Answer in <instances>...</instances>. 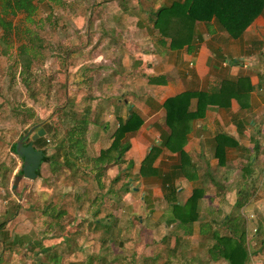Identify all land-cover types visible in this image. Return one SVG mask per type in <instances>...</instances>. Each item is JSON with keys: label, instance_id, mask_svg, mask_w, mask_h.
Segmentation results:
<instances>
[{"label": "rangeland", "instance_id": "1", "mask_svg": "<svg viewBox=\"0 0 264 264\" xmlns=\"http://www.w3.org/2000/svg\"><path fill=\"white\" fill-rule=\"evenodd\" d=\"M59 1L34 0L32 21L19 14L12 19L17 32L8 42L0 39V264H228L223 258L208 260L214 244L210 234L200 239L173 226L165 231L162 224L155 234L150 232L146 225L165 206L158 187L144 184L138 175V156L131 169L130 151L118 164L94 163L101 149L110 146L118 116L127 115L121 94L101 81L110 70L107 64L120 53L130 56L131 43L138 42L130 40V15L150 22L153 11L147 14L144 8H158L164 0ZM21 44L27 55L19 54ZM84 115L89 121L80 142L84 154L72 157L74 164L68 165L59 144L75 154L78 148L62 139L70 133L80 137L72 118ZM31 128L45 130L33 144L45 150L48 160L39 176L21 177L12 189L22 160L11 145ZM141 135L142 127L126 140L131 143ZM154 139L151 145L157 143ZM235 174L236 179L240 170ZM259 175L263 178L264 171ZM237 187L233 183L230 189ZM219 190L223 193L224 188ZM179 191L183 200L185 188ZM210 200H216L214 195ZM210 205L209 210L217 208ZM231 210L228 223L237 232L245 231V264H264V202L246 217L240 208ZM223 214L221 207L220 212H206L202 220L215 217L220 222ZM200 220L195 228L201 227ZM165 232L180 236L173 255V243L167 246L162 239Z\"/></svg>", "mask_w": 264, "mask_h": 264}, {"label": "crops", "instance_id": "2", "mask_svg": "<svg viewBox=\"0 0 264 264\" xmlns=\"http://www.w3.org/2000/svg\"><path fill=\"white\" fill-rule=\"evenodd\" d=\"M147 1L151 4L152 1L159 0ZM137 5L139 6V3ZM152 5H147L143 12L148 14L154 11L156 8L153 9ZM99 6L105 7L106 4ZM133 8L134 5L130 6V14H133ZM134 18L130 15V40L138 42L131 43L130 56L128 54L123 56L120 53L110 60L107 64L110 70L101 81L106 89H113L122 95L119 96L123 98L126 110L132 106L143 120L140 126L143 135L137 141H131L126 151V154L130 151L132 160L138 156L137 170L152 144L150 140L156 137L154 141L159 142L168 133L163 107L167 98L185 91L218 92L222 81L242 79L236 95L227 99V106L207 104L204 114L190 121V130L183 150L194 163L196 177L187 179L179 173L174 174L176 202L184 204L194 188L202 190V197L198 202V218L192 223L190 232L183 231L186 235L192 234L191 237L201 239L208 236L209 229H214L213 225L207 224H211L212 219L218 220L212 217L211 220L203 222L202 218L206 212L211 215L220 212L223 207L224 214L219 219L231 216V209H235L234 204L242 188H248V200L240 208L243 215L246 213L248 216L252 215V210L264 202V176L262 178L259 175L264 171V12L256 17L238 38L231 37L213 20L209 23L197 21L193 25L189 44L177 49L169 47L168 39L161 38L152 21L150 27L147 18L146 21L140 20L139 17ZM226 59H229L227 64ZM222 102L225 103L226 99ZM196 105L197 98H192L189 109L195 110ZM217 134H224L234 142L232 146L226 144L220 148L223 156H218L215 152L214 137ZM178 160L177 152L161 147L153 166L159 170L161 177L165 173L170 174ZM249 160L253 174L244 180L242 173ZM238 169L240 176L235 179ZM252 177H255V183L252 182ZM142 181L146 185L158 187L165 206L158 218L152 224L148 223L146 227L152 234L156 233L155 228L161 224L165 231L167 226H173L175 231L180 230L176 228V220L172 218L168 202L163 197L161 179L152 177ZM233 183L238 186L235 191L230 189ZM180 187L185 188L183 200L178 196ZM223 188L224 191L221 193L219 189ZM251 194L253 196L250 197ZM212 195L216 200H210ZM210 202L213 205L217 204V208L209 210ZM223 202L226 207L223 206ZM206 204L209 206L206 207ZM199 218L201 223L200 221L198 223L201 227L195 228L193 225ZM204 224L207 226L206 230L202 229ZM166 233L165 235H170Z\"/></svg>", "mask_w": 264, "mask_h": 264}, {"label": "trees", "instance_id": "3", "mask_svg": "<svg viewBox=\"0 0 264 264\" xmlns=\"http://www.w3.org/2000/svg\"><path fill=\"white\" fill-rule=\"evenodd\" d=\"M50 2L51 0H45ZM55 0V3H59ZM37 5L34 0H0V39L4 42L9 41V35L16 33L17 28L12 23V19L19 14L23 18L32 21V16L36 13ZM264 12V0H165L163 3L151 13V21L153 26L158 30L163 40L168 39V44L171 49L181 48L184 44H189L193 34V25L197 21L209 23L213 20L217 26L226 31L231 37L238 38L246 30V28L254 21L256 17ZM28 50L25 44L19 47V54L27 55ZM30 59H26L24 65L30 64ZM242 79L224 80L218 92H195L185 91L176 96L167 98L163 107L165 108V125L168 128V133L160 139L159 142L153 144L148 149L147 153L140 162L138 175L142 180H149L152 177L161 179V189L163 197L168 202L172 218L176 220L175 226L177 229H183L184 232H190L192 223L198 218V202L202 197V190L194 188L192 194L184 204H180L175 200L176 187L174 186V174L184 176L187 179H194L196 177V170L194 163L191 162L190 157L183 150V145L186 141V136L190 130V121L193 118L202 116L207 104L216 103L219 106H227V101L230 97L236 95L238 88L241 87ZM236 97V96H235ZM192 98H197V105L195 110H190V102ZM226 99V102L222 101ZM228 99V100H227ZM74 121V129H77L79 138H73L72 133L70 137L62 140L70 141V146L78 148L74 153L68 152L66 145L60 143L59 146L63 149V157L68 165L74 164L72 157L79 159L83 154L81 140L84 139L88 119L84 115ZM117 127L112 133V141L110 146L101 149L100 154L94 159L96 164H105L106 162L120 163L124 161V155L129 149L131 143L126 140L128 134H133L138 131L143 123L140 115L129 106L127 115L125 117H118ZM68 131V130H67ZM41 138H37V142ZM15 143V142H14ZM14 143L11 145L12 152H14ZM215 152L218 156H223L221 147L226 144L232 146L234 142L231 138L224 134H217L214 137ZM161 147H166L171 152H177L179 155L178 163L174 164L172 171L169 174L159 176V170L153 166V162L161 151ZM45 152V150H44ZM251 159V158H250ZM48 160V156L44 154L42 163ZM133 166V160H127V167ZM252 164L250 160L247 162L243 170L242 178L246 180L253 174ZM39 176V170L37 171ZM248 188H242L234 206L241 208L248 200ZM245 192V193H244ZM242 193H244L243 196ZM98 223V220H96ZM211 224L214 229L208 230L210 238L214 240V244L209 248V261H217L223 258L228 264H245L248 251L244 246L245 231L237 232L230 223L232 219L226 216L217 222L212 219ZM228 227V228H227ZM221 228L226 229L224 234L220 233ZM211 232V233H210ZM165 235L162 239L173 243L169 247V251L175 252L176 245L180 241V236ZM148 258V257H147Z\"/></svg>", "mask_w": 264, "mask_h": 264}, {"label": "water", "instance_id": "4", "mask_svg": "<svg viewBox=\"0 0 264 264\" xmlns=\"http://www.w3.org/2000/svg\"><path fill=\"white\" fill-rule=\"evenodd\" d=\"M32 128L26 131L18 140L14 143V153L22 160L21 167L18 170V174L14 177V183L12 189L16 187L18 180L21 177L28 179H34L37 177V171L40 169L42 159L45 154L43 149L36 148L33 142L43 136L45 130L39 128L36 132L28 136Z\"/></svg>", "mask_w": 264, "mask_h": 264}, {"label": "flooded vegetation", "instance_id": "5", "mask_svg": "<svg viewBox=\"0 0 264 264\" xmlns=\"http://www.w3.org/2000/svg\"><path fill=\"white\" fill-rule=\"evenodd\" d=\"M35 125H36V124H35ZM35 125H34V126H35ZM34 128H35V127H34ZM36 131H37V130H36ZM32 132H34L33 129H32V131L29 132L28 136H30ZM24 133H25V132H24ZM24 133H23V134H24ZM23 134H22V135H23ZM22 135H21V136H22ZM21 136H20V137H21ZM20 137H19V138H20ZM19 138H18V139H19Z\"/></svg>", "mask_w": 264, "mask_h": 264}, {"label": "built area", "instance_id": "6", "mask_svg": "<svg viewBox=\"0 0 264 264\" xmlns=\"http://www.w3.org/2000/svg\"><path fill=\"white\" fill-rule=\"evenodd\" d=\"M225 64H227V63L225 62Z\"/></svg>", "mask_w": 264, "mask_h": 264}]
</instances>
